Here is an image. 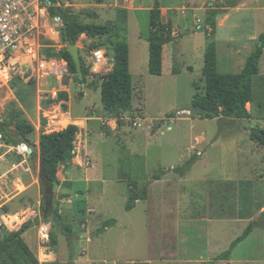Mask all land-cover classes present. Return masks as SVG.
Listing matches in <instances>:
<instances>
[{"label":"rangeland","instance_id":"374dc122","mask_svg":"<svg viewBox=\"0 0 264 264\" xmlns=\"http://www.w3.org/2000/svg\"><path fill=\"white\" fill-rule=\"evenodd\" d=\"M226 1L157 0L175 40L163 52L161 75L152 76L146 38L148 8L155 0H56L84 24L121 27L115 39L129 47L131 109L119 121L102 111L101 77L111 70L113 57L108 37L78 38L75 46L88 69L84 84L69 72L60 81L0 80V125L28 123L34 128L29 147L36 150L31 159L25 144L19 154V145L5 141L10 149L0 152V241L29 223L22 239L39 264H66L70 255L75 264H264L261 227L233 249L228 261L213 262L264 210V148L247 131L264 130V48L253 101L246 106L249 120L177 113L204 93L206 12ZM237 1L217 17L211 37L219 74H238L264 32V0ZM56 31L42 42L41 55L63 60L59 52L67 45ZM96 49L105 53V63L97 67L91 56ZM68 125L78 127L74 152L59 166L53 192L66 196L57 201L63 222L72 227L71 249L57 224L39 215V135ZM7 130L15 132L11 126ZM192 157L195 163L184 177L172 172ZM132 184L138 194L146 190V200L130 201ZM107 220L116 227L97 235Z\"/></svg>","mask_w":264,"mask_h":264},{"label":"trees","instance_id":"16d2710c","mask_svg":"<svg viewBox=\"0 0 264 264\" xmlns=\"http://www.w3.org/2000/svg\"><path fill=\"white\" fill-rule=\"evenodd\" d=\"M49 3L48 11L51 18L58 17L61 20L59 26L62 40L67 45L60 51L61 59L68 66V72L76 75L75 66L67 52L68 46H75L78 38L82 35L91 39L110 38L111 50L113 53L111 70L101 77L100 97L102 111L111 118H121V115L130 111L132 101V78L129 71V47L125 40L118 41L121 27L118 23L93 25L84 24L79 17L73 15L56 6V0H47ZM237 0H227L224 3L215 4L206 12L205 25L210 28L206 34L207 46L204 52L203 78L205 83L204 93H196L192 97L191 106L204 111L198 114L201 119H236L249 120L250 114L246 109L248 104L253 101V82L259 74V61L263 54L264 32L259 36V45L248 56L243 69L238 74H219L216 69V48L211 37L215 33L216 19L225 13L224 10L236 6ZM123 19V18H122ZM123 21H125L123 19ZM149 32L146 38L148 46V73L152 76H160L162 73V50L167 44L175 40L170 23L161 21V11L155 0L154 7L148 13ZM124 30V29H122ZM97 50V49H96ZM82 69V80H77L80 84L86 82L88 69L84 66L80 58ZM14 128L15 132L10 133L7 128ZM34 128L25 121L12 120L11 123L0 125V132L4 141L12 143L14 146L25 144L29 147L28 135ZM250 140L264 148V130L258 127L247 129ZM78 133V127L68 125L64 129L49 134L41 133L38 139L39 156L44 155L43 174L39 175V189L41 194L39 215L45 222L50 219L57 224L59 232L65 236L68 247L72 248L73 231L72 227L63 222L59 213L57 198H65V195L57 196L53 192V187L57 182V171L60 165L73 156L74 141ZM31 159L36 158V150L29 147ZM195 157L183 164L181 167L174 168L172 172L184 177L195 163ZM164 172L155 174L154 181L162 178ZM135 184L131 189L134 194L130 201L146 200L147 193L144 189L141 194L135 192ZM126 211L132 209L129 204L125 207ZM81 213V212H80ZM264 212L258 220L252 221L245 228L242 235L237 237L229 246V249L213 259L214 261H228L233 249L245 240L256 227L264 230ZM260 222V223H259ZM115 225L114 220H107L102 223L97 230V235L103 234L107 228ZM30 227L29 223L24 224L21 229L10 233L8 237L0 241V264H39L33 252L22 239V235ZM66 264H74L72 255ZM205 264H212L211 262Z\"/></svg>","mask_w":264,"mask_h":264},{"label":"built area","instance_id":"2783aa9c","mask_svg":"<svg viewBox=\"0 0 264 264\" xmlns=\"http://www.w3.org/2000/svg\"><path fill=\"white\" fill-rule=\"evenodd\" d=\"M48 7L47 0H0V80L17 76L60 81L66 77L68 66L64 60L41 55L42 42L50 40L62 24L60 18L50 17ZM91 56L93 66L105 63L103 51L94 50ZM21 146L16 148L19 154ZM9 149L0 134V152ZM42 232L47 237L45 226Z\"/></svg>","mask_w":264,"mask_h":264},{"label":"water","instance_id":"95a60500","mask_svg":"<svg viewBox=\"0 0 264 264\" xmlns=\"http://www.w3.org/2000/svg\"><path fill=\"white\" fill-rule=\"evenodd\" d=\"M67 52L70 55L72 62L75 66V70L78 76L79 81L82 80V69H81V63H80V57H79V53H78V49L76 46H68L67 47ZM192 113V114H203L204 111L202 109H198L196 107H185L180 109L177 113ZM43 158L44 155H40L39 156V175L43 174V170H44V162H43Z\"/></svg>","mask_w":264,"mask_h":264},{"label":"crops","instance_id":"0c3cea01","mask_svg":"<svg viewBox=\"0 0 264 264\" xmlns=\"http://www.w3.org/2000/svg\"><path fill=\"white\" fill-rule=\"evenodd\" d=\"M150 9H152V8H148V11L150 10ZM170 10V9H169ZM161 12H163V10H160ZM149 13V12H148ZM162 15H161V21H162ZM166 23V22H165ZM168 23V22H167ZM172 33H173V35H174V31H172ZM175 36V35H174ZM166 45L163 47V50H162V56H163V52H165V50H166ZM111 67H112V65H111ZM68 113H69V115L71 116L72 115V113L71 112H69V109H68ZM71 122L72 123H76L77 124V122H76V120H74L75 118H73L72 116H71ZM76 126V125H75ZM67 127V126H66ZM64 129V128H63ZM236 153H237V151H236ZM159 181V180H158ZM264 212V210L261 212V213H263ZM242 218H246V217H242ZM248 218V217H247ZM113 227H116V224H115V226H113ZM108 229V228H107ZM106 229V230H107ZM119 261H121V262H119ZM74 263V262H73ZM131 263V262H130ZM75 264V263H74ZM114 264H126L125 263V261H123V260H117V261H115L114 262Z\"/></svg>","mask_w":264,"mask_h":264}]
</instances>
